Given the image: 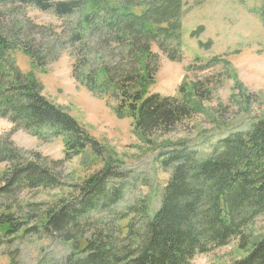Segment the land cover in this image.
I'll return each mask as SVG.
<instances>
[{
  "label": "trees",
  "instance_id": "trees-1",
  "mask_svg": "<svg viewBox=\"0 0 264 264\" xmlns=\"http://www.w3.org/2000/svg\"><path fill=\"white\" fill-rule=\"evenodd\" d=\"M183 7L184 0H0V117L15 130L62 138L67 159L89 148L104 159L100 169L73 185L69 198L37 202L27 195L63 185L59 161L18 147L12 132L0 135V164L5 165L0 171V257L6 255L9 264L19 263L20 248L14 246L21 235L71 243L65 264H193L197 254L235 238L246 254L231 264H264V234L251 241L248 232L264 214V118L220 138L207 156L183 142L164 144L157 160L171 175L160 207L151 216L146 199L133 207L125 234L101 228L81 234L86 228L81 220L122 195L114 183L120 162L10 58L21 50L36 67L46 68L68 52L75 78L112 98L116 115L131 118L137 137L152 144L155 134L166 135L190 119L198 110L195 98L203 102L208 92L201 90L202 82H195L189 95L150 90L160 68L153 46L178 59ZM31 10L52 12L66 23L39 24L29 16ZM138 219L143 221L136 229Z\"/></svg>",
  "mask_w": 264,
  "mask_h": 264
},
{
  "label": "rangeland",
  "instance_id": "rangeland-1",
  "mask_svg": "<svg viewBox=\"0 0 264 264\" xmlns=\"http://www.w3.org/2000/svg\"><path fill=\"white\" fill-rule=\"evenodd\" d=\"M29 16L43 25L59 27L66 23L52 12L31 10ZM181 21L177 60L169 59L157 45L153 46L160 56V68L150 90L162 96L189 95L194 83L202 82L201 90L208 92L203 102L195 98L198 110L190 119L166 135L155 134L152 144L137 137L131 118L116 115L112 98L108 101L75 78L74 60L68 52L46 68L36 67L21 50L11 53L13 64L41 83L45 97L83 124L107 148V155L120 162L115 169L120 176L114 177V183L122 189V195L117 202L107 204V201L81 220L80 225L86 227H82L81 234L89 235L95 228L125 234L123 226L134 217L133 207L146 199L149 216L160 207L162 191L171 175V170L157 160L158 150L164 144L183 142L207 156L220 138L264 118V0H184ZM10 132L18 147L59 161L57 170L63 185L27 195L37 202L69 198L73 185L104 164V159L97 157L91 148L67 159L62 138L45 139L24 129L15 130L8 119L0 117V135ZM4 167L0 164V171ZM125 214H129L127 218H123ZM142 221L137 220L136 229ZM248 232L252 234L251 241L264 234V214ZM14 247L20 248L18 264H65L73 250L71 243L60 238L34 235H21ZM2 251L9 250L2 248ZM245 254L235 238L226 245L197 254L193 264H231ZM9 261L6 255L0 257V264Z\"/></svg>",
  "mask_w": 264,
  "mask_h": 264
}]
</instances>
